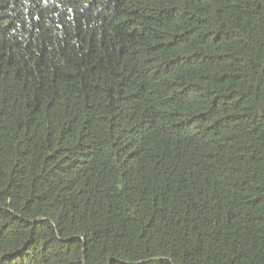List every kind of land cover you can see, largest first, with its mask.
Masks as SVG:
<instances>
[{
    "label": "trees",
    "instance_id": "trees-1",
    "mask_svg": "<svg viewBox=\"0 0 264 264\" xmlns=\"http://www.w3.org/2000/svg\"><path fill=\"white\" fill-rule=\"evenodd\" d=\"M0 264H264V0H0Z\"/></svg>",
    "mask_w": 264,
    "mask_h": 264
}]
</instances>
